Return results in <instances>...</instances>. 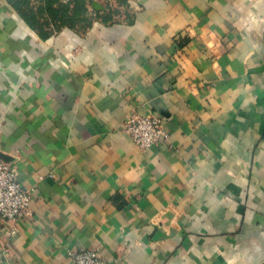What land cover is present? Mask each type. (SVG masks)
Wrapping results in <instances>:
<instances>
[{
	"label": "crops",
	"instance_id": "0c3cea01",
	"mask_svg": "<svg viewBox=\"0 0 264 264\" xmlns=\"http://www.w3.org/2000/svg\"><path fill=\"white\" fill-rule=\"evenodd\" d=\"M68 1L0 0V153L34 191L0 264H264V0H128L47 34ZM150 113L169 138L140 150L125 122Z\"/></svg>",
	"mask_w": 264,
	"mask_h": 264
},
{
	"label": "built area",
	"instance_id": "2783aa9c",
	"mask_svg": "<svg viewBox=\"0 0 264 264\" xmlns=\"http://www.w3.org/2000/svg\"><path fill=\"white\" fill-rule=\"evenodd\" d=\"M116 5V0H105ZM124 19V17L122 18ZM124 132L140 150H147L167 141L169 134L164 118L156 114H133L127 118ZM34 191L19 181L14 166L0 159V236L13 237L20 232L18 226H9L10 221L31 220L33 218L32 202ZM69 258L72 264H113L103 257L97 248L71 250Z\"/></svg>",
	"mask_w": 264,
	"mask_h": 264
},
{
	"label": "trees",
	"instance_id": "16d2710c",
	"mask_svg": "<svg viewBox=\"0 0 264 264\" xmlns=\"http://www.w3.org/2000/svg\"><path fill=\"white\" fill-rule=\"evenodd\" d=\"M92 1L93 0H87L84 10L75 6V0H70L65 5H59L52 16L50 14V17L48 15L41 18L42 29L49 35L54 34L55 32H60L64 28L70 27L67 21L69 22L70 17L74 18L77 14L78 16L83 17L84 23L87 26H90L91 22L94 21H101L109 26L120 24L122 23L123 17L129 19L133 15L128 0H116V5L108 4L105 9L95 12V18H93L89 7Z\"/></svg>",
	"mask_w": 264,
	"mask_h": 264
},
{
	"label": "water",
	"instance_id": "95a60500",
	"mask_svg": "<svg viewBox=\"0 0 264 264\" xmlns=\"http://www.w3.org/2000/svg\"><path fill=\"white\" fill-rule=\"evenodd\" d=\"M0 159L4 160V161H7L9 162L10 161V158L2 153H0Z\"/></svg>",
	"mask_w": 264,
	"mask_h": 264
}]
</instances>
